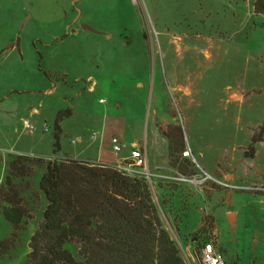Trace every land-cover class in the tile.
Returning a JSON list of instances; mask_svg holds the SVG:
<instances>
[{"label":"rangeland","instance_id":"obj_1","mask_svg":"<svg viewBox=\"0 0 264 264\" xmlns=\"http://www.w3.org/2000/svg\"><path fill=\"white\" fill-rule=\"evenodd\" d=\"M56 1L0 0V264L35 263L32 238L47 206L42 166L15 177L14 190L6 186L13 159L27 153L120 171L119 163L86 159L96 160L106 142L104 159L113 161V136L123 137L118 155H131L134 144L152 143L153 131L184 178L208 179L202 170L212 173L215 163L230 176L200 186L179 180L187 185L184 205L196 215L179 232L168 223L157 184L147 179L184 262L190 264L183 241L202 222V208L212 217L189 239L196 240V262L217 230L225 264H264V140L254 157L247 155L264 126V14L255 0H81L82 16H64ZM110 106L120 109L112 119L127 114L122 137L104 130ZM67 110L72 115L61 124L54 154L56 116ZM24 121L34 130L24 129ZM188 147L196 162L179 161ZM15 194L26 212L18 228L2 208Z\"/></svg>","mask_w":264,"mask_h":264},{"label":"trees","instance_id":"obj_2","mask_svg":"<svg viewBox=\"0 0 264 264\" xmlns=\"http://www.w3.org/2000/svg\"><path fill=\"white\" fill-rule=\"evenodd\" d=\"M254 7L264 14V0H255ZM71 115L67 110L56 116L54 154L61 150V124ZM263 140L264 126L247 155L254 157ZM37 166L45 170L39 188L47 206L32 238L38 246L34 264H186L144 175L71 158L46 161L20 155L9 164L6 186L14 190L13 179L29 177ZM17 195L2 207L15 228L26 217Z\"/></svg>","mask_w":264,"mask_h":264},{"label":"crops","instance_id":"obj_3","mask_svg":"<svg viewBox=\"0 0 264 264\" xmlns=\"http://www.w3.org/2000/svg\"><path fill=\"white\" fill-rule=\"evenodd\" d=\"M55 4L57 5V7H59L58 8L59 10H62V14H64V16L70 12H72L74 15H78V12H79L80 16L83 15V10L80 7L81 0H57L55 2ZM72 34L76 35V34H78V32L73 31ZM68 35H70V34H68ZM56 41L60 42L59 39H56ZM88 91L93 92L94 87H89ZM101 103H105V102H101ZM118 110H120V109L117 106H113V107L110 106L109 108H107V110L105 111V116L107 117V119L105 120L106 127L104 126V130L105 131H108V129L111 130L110 133L112 136V129H113V131H114L113 135L119 133L122 137V134H123L122 133V131H123L122 125H123V122L125 123L124 118H126L127 114L124 115L125 117L118 118V119L117 118L112 119V117L111 118L109 117V116H112L114 114V112H116ZM36 112L37 111H35V113ZM115 115H117V114H115ZM114 117H116V116H114ZM122 119H124V120H122ZM113 120H115V121H113ZM108 126H110V127L108 128ZM153 134H154V139H153L152 143L149 144L150 147H149L148 143H145L144 147L140 148L146 156L145 172L149 171L152 175L153 180H154V184L155 185L157 184V193L160 196V199L164 205V209L167 211L166 217L168 219V223L171 226H174L176 231L179 232V229L181 227L186 226L185 224L188 223L190 221V219L195 218L196 215H190V213L187 211V204L184 205L185 204L184 202H186L185 200H187V199L184 197L185 191L182 188L184 186H187V185H185L184 183H181V181H179V179H178V177L184 176V174H182L178 170V166H180V164L179 163L176 164L175 167L171 166L168 146L166 145L164 140H163L162 144L159 143L158 141H156V139H158L157 135L154 131H153ZM79 142H81V141H79ZM109 142H111V139ZM105 144H106V142H103V144H101L103 146V149L105 147ZM101 145L98 148L97 159L96 160L86 159V160H91V161L97 162V163H99V162H101V163H119L121 160H127L131 156V155H127V156L124 155L122 157L119 155L116 156L113 154L112 147H111V152H112V156H113L114 160L108 161L107 159H104L105 154H104V151L101 149ZM124 148H125V145H124L123 149ZM135 148H138V147L134 144L132 146V150ZM123 149H122V151H123ZM149 150L151 151V154H150ZM23 154L28 155L27 153H21L20 155H23ZM178 158H179L180 162H184L186 160L189 161L188 159L182 158L181 153L178 154ZM211 170H212V173H210L211 171L210 172H207L204 170H202V171L207 176L217 178V179H218V177H220V180H223L224 178L228 180L230 178L229 175H224V173L219 170L218 163H215V165H213L211 167ZM158 185H160V186H158ZM213 191H210V192H213ZM180 192H182V193L180 194ZM197 212L200 215H202V222H200V224L197 223L195 225L194 229L191 232H189V234L185 237V239L183 241V242H185V248H184L185 256L188 259L190 264H199V263L196 262L194 255L192 254V247H193V245L196 244V240L192 242V240H189V239H190L191 235L195 234L202 227L205 217H212L211 215L207 214L206 212H203L202 208H198ZM230 217H234V216L230 215ZM216 233H217V230H216ZM217 243H218V235H217ZM218 247H219V243H218Z\"/></svg>","mask_w":264,"mask_h":264},{"label":"built area","instance_id":"obj_4","mask_svg":"<svg viewBox=\"0 0 264 264\" xmlns=\"http://www.w3.org/2000/svg\"><path fill=\"white\" fill-rule=\"evenodd\" d=\"M101 102H104V101L102 100ZM23 126H24V129L34 130V127L31 126L28 123V121H24ZM46 130H47V127L44 128V131ZM111 147H112V152L115 155H118L119 153H121L124 147L122 138L118 136H113L111 138ZM183 157L196 162L194 154L192 153L190 149L186 150L183 153ZM129 161H131L130 165L126 164V166L124 165V163H122L124 162V160H121L119 162L118 168L120 169V171H123L125 174L129 176H136L138 174H141V175H144L147 179L151 180L152 178L151 173L149 171L145 172L146 156L140 148H135L131 151V156L129 158ZM208 179H212V178L208 176ZM208 179L199 180L196 177L192 179L181 177V179L179 180L194 184L195 186H200V185H203ZM210 237H211L210 241L203 242L201 244V249H200V254H199L201 264H225L222 254L218 250L217 233L211 232Z\"/></svg>","mask_w":264,"mask_h":264},{"label":"water","instance_id":"obj_5","mask_svg":"<svg viewBox=\"0 0 264 264\" xmlns=\"http://www.w3.org/2000/svg\"><path fill=\"white\" fill-rule=\"evenodd\" d=\"M83 29H85V30H91V28L88 27V26H83Z\"/></svg>","mask_w":264,"mask_h":264}]
</instances>
